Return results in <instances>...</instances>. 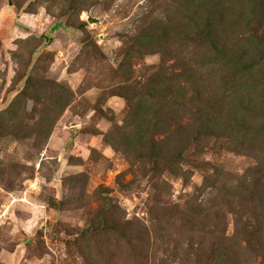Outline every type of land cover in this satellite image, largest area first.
Wrapping results in <instances>:
<instances>
[{
  "label": "rangeland",
  "instance_id": "obj_1",
  "mask_svg": "<svg viewBox=\"0 0 264 264\" xmlns=\"http://www.w3.org/2000/svg\"><path fill=\"white\" fill-rule=\"evenodd\" d=\"M0 264H264V0H0Z\"/></svg>",
  "mask_w": 264,
  "mask_h": 264
},
{
  "label": "trees",
  "instance_id": "obj_2",
  "mask_svg": "<svg viewBox=\"0 0 264 264\" xmlns=\"http://www.w3.org/2000/svg\"><path fill=\"white\" fill-rule=\"evenodd\" d=\"M205 9L203 6H201V9ZM205 13L201 14V13H198L200 15V17H203V21L199 24L200 27H196L193 25V24H196V23H199L198 20H197V17L198 15L196 14H190V15H186L187 17V25H184V34L182 32H178V33H175V36L176 37H179L181 39V41H183L184 39L185 40H188L190 38V36L192 35H189L190 32H194L195 30L199 31V35L200 36H203L204 39L206 40V42L210 41L211 37H212V32H213V29L214 27L216 28V25H214V21H212L211 19L209 18H204V15L207 14L208 16L211 15L210 12H208V9L206 8L205 9ZM195 13V12H194ZM239 13L242 15L243 19L246 17V20L249 21V10H246V9H243L241 11H239ZM199 17V18H200ZM240 18L236 19V21H238ZM252 23H257L259 22V19H254V18H251L250 19ZM229 21V20H227ZM181 22V21H180ZM192 22V23H191ZM173 23H176V22H173ZM245 25V23H243ZM237 30H233V33H235ZM237 33V32H236ZM188 35V36H187ZM185 42V41H184ZM213 41L207 43L208 45L212 44ZM237 70H239V68L236 69V72ZM235 84V83H234ZM232 84L231 87L234 85ZM226 99V98H225ZM228 100V99H226ZM221 103H224V99L222 98L221 100ZM221 110V109H220ZM263 247V245L261 244V248Z\"/></svg>",
  "mask_w": 264,
  "mask_h": 264
},
{
  "label": "water",
  "instance_id": "obj_3",
  "mask_svg": "<svg viewBox=\"0 0 264 264\" xmlns=\"http://www.w3.org/2000/svg\"><path fill=\"white\" fill-rule=\"evenodd\" d=\"M91 20V19H90Z\"/></svg>",
  "mask_w": 264,
  "mask_h": 264
}]
</instances>
